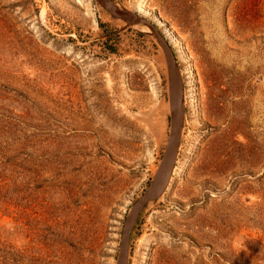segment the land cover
Instances as JSON below:
<instances>
[{
	"label": "rangeland",
	"instance_id": "rangeland-1",
	"mask_svg": "<svg viewBox=\"0 0 264 264\" xmlns=\"http://www.w3.org/2000/svg\"><path fill=\"white\" fill-rule=\"evenodd\" d=\"M112 2L156 26L183 83L173 172L128 264H264V0ZM139 27L97 0H0V264H116L170 133Z\"/></svg>",
	"mask_w": 264,
	"mask_h": 264
},
{
	"label": "water",
	"instance_id": "water-1",
	"mask_svg": "<svg viewBox=\"0 0 264 264\" xmlns=\"http://www.w3.org/2000/svg\"><path fill=\"white\" fill-rule=\"evenodd\" d=\"M97 2L112 17L130 19L132 20V23L143 22L150 29L152 35L162 49L168 75L170 108L169 138L165 148L161 168L148 188H146L143 194L131 206L123 221L116 264H128L130 233L137 220V216L146 201L158 197L163 193L173 172L178 151L180 128L182 124L183 83L172 48L162 33L151 21L138 15L136 12L117 9L112 0H97ZM159 175L161 176L157 179Z\"/></svg>",
	"mask_w": 264,
	"mask_h": 264
},
{
	"label": "bare ground",
	"instance_id": "bare-ground-1",
	"mask_svg": "<svg viewBox=\"0 0 264 264\" xmlns=\"http://www.w3.org/2000/svg\"><path fill=\"white\" fill-rule=\"evenodd\" d=\"M133 25H136L137 26V28L139 27V28H145V30H148V31H150V29L143 23V22H135V23H133ZM151 32V31H150ZM152 34V33H151ZM160 176L161 175H159L158 177H157V179L158 178H160Z\"/></svg>",
	"mask_w": 264,
	"mask_h": 264
}]
</instances>
